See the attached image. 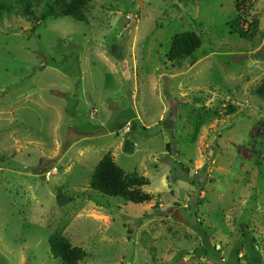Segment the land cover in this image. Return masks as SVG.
I'll use <instances>...</instances> for the list:
<instances>
[{"label":"rangeland","instance_id":"1","mask_svg":"<svg viewBox=\"0 0 264 264\" xmlns=\"http://www.w3.org/2000/svg\"><path fill=\"white\" fill-rule=\"evenodd\" d=\"M235 2L0 16V264H63L54 233L81 264H264V0L246 24ZM187 31L201 49L169 62ZM108 153L151 202L91 189Z\"/></svg>","mask_w":264,"mask_h":264},{"label":"trees","instance_id":"2","mask_svg":"<svg viewBox=\"0 0 264 264\" xmlns=\"http://www.w3.org/2000/svg\"><path fill=\"white\" fill-rule=\"evenodd\" d=\"M92 0H0V16L16 13L29 18L35 16L40 10L39 20L45 22L50 18L69 17L78 22H86V10ZM255 0H236V12L242 22H248L249 13H246ZM250 11V10H249ZM238 16V17H239ZM252 27H259V19L254 18L245 32L238 31L239 35L246 38ZM203 39L195 32L187 31L178 33L171 39L170 49L166 58L171 63H178L193 57L202 47ZM235 111L229 106L227 115ZM194 185L195 183L192 182ZM150 185L148 178L138 174L127 175L113 160L111 154H106L93 170L90 187L93 191L111 198H121L132 204H147L152 201V196L143 191ZM51 252L55 259L63 264H81L88 254L80 247L72 245L70 240L61 233H54L49 238Z\"/></svg>","mask_w":264,"mask_h":264},{"label":"water","instance_id":"3","mask_svg":"<svg viewBox=\"0 0 264 264\" xmlns=\"http://www.w3.org/2000/svg\"><path fill=\"white\" fill-rule=\"evenodd\" d=\"M140 5L143 3V0H139Z\"/></svg>","mask_w":264,"mask_h":264}]
</instances>
